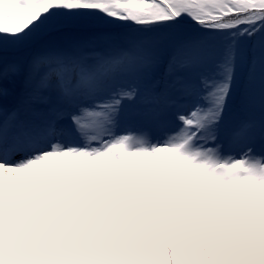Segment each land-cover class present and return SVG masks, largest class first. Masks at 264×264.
I'll return each instance as SVG.
<instances>
[{"label":"snow or ice","instance_id":"1","mask_svg":"<svg viewBox=\"0 0 264 264\" xmlns=\"http://www.w3.org/2000/svg\"><path fill=\"white\" fill-rule=\"evenodd\" d=\"M0 264H264V0H0Z\"/></svg>","mask_w":264,"mask_h":264}]
</instances>
